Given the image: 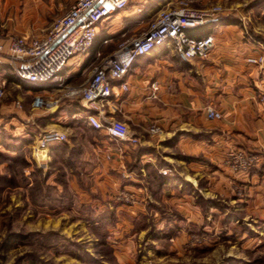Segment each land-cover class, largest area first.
<instances>
[{
	"label": "crops",
	"instance_id": "crops-1",
	"mask_svg": "<svg viewBox=\"0 0 264 264\" xmlns=\"http://www.w3.org/2000/svg\"><path fill=\"white\" fill-rule=\"evenodd\" d=\"M177 3L178 0H131L103 19L90 52L71 59L62 71L64 81L72 84L87 80L98 64L99 52L112 53L122 40L148 28L149 22H144L147 19L140 20L144 10L151 14ZM68 4L69 0H0V35L7 43L14 34L43 37L67 12L64 9ZM190 33L214 34L215 46L208 57L186 60L171 44L160 46L137 59L126 77L129 89L109 104V116L125 121L130 133L139 139L137 144L114 139L106 130L90 125V110L82 98L69 96L61 89H42L20 82L12 65L0 59V89L9 85L10 92L13 89L21 95L23 83L28 87L27 94L35 97L42 93L54 101L50 108H37L34 99H1L6 94L4 88L0 97V179L22 175L29 187L38 167L49 184L56 175L57 170L52 169L55 161H59L60 168L64 165L62 161L68 156L65 148L70 153L76 146L75 138L96 132L105 136L101 143L92 144L105 166L98 168L99 181L100 177L110 179L114 173L134 175L133 163L137 161L144 169L163 161L202 170L209 184L206 196L212 193L214 182L241 183L245 197L235 198L243 201V209L251 205L250 201H264V103L260 99L264 79L260 66L247 60L262 54L259 37L251 35L241 19L231 18L226 11L190 29ZM208 106L221 111L222 117L208 118ZM152 124L159 130L152 131ZM49 129L67 133L68 140L50 145L44 167L39 163L36 146L40 133ZM237 152L255 158L248 169L231 166V153ZM97 162L93 165L98 166ZM190 178L186 174L183 180L196 182ZM178 186L181 188V183Z\"/></svg>",
	"mask_w": 264,
	"mask_h": 264
},
{
	"label": "rangeland",
	"instance_id": "rangeland-1",
	"mask_svg": "<svg viewBox=\"0 0 264 264\" xmlns=\"http://www.w3.org/2000/svg\"><path fill=\"white\" fill-rule=\"evenodd\" d=\"M75 1L69 0L65 12ZM194 5H218L241 19L251 35L264 38V0ZM164 9L144 10L140 20L149 26ZM4 88L1 99H34L26 84L21 95ZM104 138L96 132L75 138V148H65L64 165L52 166L57 171L49 184L38 167L29 187L22 175L0 179V264H264V201L243 209L237 199L245 197L243 184L214 182L206 196L202 170L163 161L149 169L137 161L134 175L114 173L99 181L105 166L92 144ZM231 166L250 167L234 161ZM186 174L196 182L183 180Z\"/></svg>",
	"mask_w": 264,
	"mask_h": 264
},
{
	"label": "built area",
	"instance_id": "built-area-1",
	"mask_svg": "<svg viewBox=\"0 0 264 264\" xmlns=\"http://www.w3.org/2000/svg\"><path fill=\"white\" fill-rule=\"evenodd\" d=\"M131 0H76L70 9L59 17L43 37L28 38L12 35L7 42L0 35V59L10 63L15 78L38 88L61 89L69 96L82 98L89 108L87 120L96 129H104L108 135L123 142L137 144L139 139L130 133L128 124L109 116V104L129 89L126 79L137 59L154 49L171 44L183 59L206 58L215 46L212 33L196 36L190 29L199 27L216 18L222 11L218 5L195 6L198 0H180L177 5L162 10L148 28L138 35L121 41L112 53H98V64L92 75L81 85L67 84L62 71L71 59L90 52L98 34L100 22L123 9ZM263 52L249 56L248 62L259 65L264 79V38L258 39ZM154 90L158 89L156 83ZM4 89H0V97ZM264 103V89L260 95ZM50 101L44 94L35 95L33 105L50 108ZM20 105V103H19ZM210 119L222 117L214 106L207 107ZM152 131L159 126L152 124ZM68 140L65 132L49 129L38 136L36 154L41 166L49 160L50 145ZM234 164L239 167L252 165L255 158L242 152L231 153Z\"/></svg>",
	"mask_w": 264,
	"mask_h": 264
},
{
	"label": "trees",
	"instance_id": "trees-1",
	"mask_svg": "<svg viewBox=\"0 0 264 264\" xmlns=\"http://www.w3.org/2000/svg\"><path fill=\"white\" fill-rule=\"evenodd\" d=\"M201 26V25H200Z\"/></svg>",
	"mask_w": 264,
	"mask_h": 264
}]
</instances>
